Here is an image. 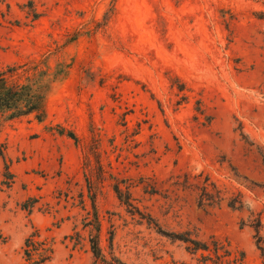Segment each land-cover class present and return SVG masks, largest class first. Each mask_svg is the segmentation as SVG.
Returning a JSON list of instances; mask_svg holds the SVG:
<instances>
[{
    "label": "rangeland",
    "instance_id": "obj_1",
    "mask_svg": "<svg viewBox=\"0 0 264 264\" xmlns=\"http://www.w3.org/2000/svg\"><path fill=\"white\" fill-rule=\"evenodd\" d=\"M8 3L0 69L52 83L0 116V264L36 231L47 264H264V0Z\"/></svg>",
    "mask_w": 264,
    "mask_h": 264
},
{
    "label": "trees",
    "instance_id": "obj_2",
    "mask_svg": "<svg viewBox=\"0 0 264 264\" xmlns=\"http://www.w3.org/2000/svg\"><path fill=\"white\" fill-rule=\"evenodd\" d=\"M3 5L10 8L8 0H0V9ZM15 70L10 68L8 70L0 69V116H6L7 119H17L21 117H26L30 115H35L39 121H44L46 117V102L48 94L51 90V81L49 74L46 71H40L33 77L27 78L26 82L19 83L12 81L13 74ZM70 137L76 140L74 135ZM115 192L120 200L123 201L124 194L119 186H115ZM127 203L130 201V193H127ZM202 202L210 201L212 198L204 194ZM96 223H89L90 226L93 225L94 230L97 235L92 236L90 241L91 249L96 258L102 256L101 247L99 244V232L100 225L98 218L95 217ZM259 236V231L261 228V219L256 218L254 222L250 224ZM2 235L0 233V239ZM186 243H192L195 246V251H206L214 252L217 257H219L217 264H224L220 252L228 253V249L223 243L217 242L212 249L209 244L202 241H193L192 239H181ZM24 260L26 264H47L54 256V247L48 242L47 239H42L38 231L31 234L25 241L24 244ZM245 255L241 253V259L239 262L244 264ZM230 263V260L227 261Z\"/></svg>",
    "mask_w": 264,
    "mask_h": 264
}]
</instances>
